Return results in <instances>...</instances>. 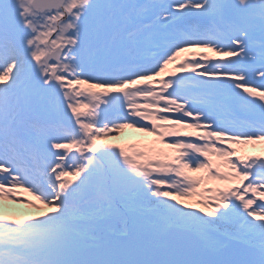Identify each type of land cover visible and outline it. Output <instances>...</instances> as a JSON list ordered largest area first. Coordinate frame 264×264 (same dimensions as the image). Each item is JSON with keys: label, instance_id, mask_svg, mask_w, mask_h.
Segmentation results:
<instances>
[{"label": "snow or ice", "instance_id": "obj_1", "mask_svg": "<svg viewBox=\"0 0 264 264\" xmlns=\"http://www.w3.org/2000/svg\"><path fill=\"white\" fill-rule=\"evenodd\" d=\"M0 264H264V0H0Z\"/></svg>", "mask_w": 264, "mask_h": 264}, {"label": "rangeland", "instance_id": "obj_2", "mask_svg": "<svg viewBox=\"0 0 264 264\" xmlns=\"http://www.w3.org/2000/svg\"><path fill=\"white\" fill-rule=\"evenodd\" d=\"M181 55L183 56L185 54H181ZM120 135H121L122 140H135V139H138V138H136L135 134L130 133V131H128L127 129L124 130ZM7 207H9L11 209H14L16 211L17 215H21L22 216V215H25V214H28V213L35 214V210L34 209H30L27 206H23V205H21V206L7 205Z\"/></svg>", "mask_w": 264, "mask_h": 264}, {"label": "trees", "instance_id": "obj_3", "mask_svg": "<svg viewBox=\"0 0 264 264\" xmlns=\"http://www.w3.org/2000/svg\"><path fill=\"white\" fill-rule=\"evenodd\" d=\"M128 131H130V133L135 134L136 138H138V139L141 138V134L135 133V132H133L132 130H128Z\"/></svg>", "mask_w": 264, "mask_h": 264}]
</instances>
